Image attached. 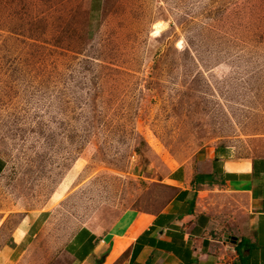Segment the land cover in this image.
<instances>
[{"label": "rangeland", "instance_id": "1", "mask_svg": "<svg viewBox=\"0 0 264 264\" xmlns=\"http://www.w3.org/2000/svg\"><path fill=\"white\" fill-rule=\"evenodd\" d=\"M206 149L264 157V0H0V246L28 215L19 250L72 264Z\"/></svg>", "mask_w": 264, "mask_h": 264}, {"label": "crops", "instance_id": "2", "mask_svg": "<svg viewBox=\"0 0 264 264\" xmlns=\"http://www.w3.org/2000/svg\"><path fill=\"white\" fill-rule=\"evenodd\" d=\"M221 153L206 149L170 168L164 181L174 193L156 214L124 213L105 234L81 227L63 248L68 262L264 264V157ZM27 218L0 246V264L33 263L19 250L31 226ZM90 238L93 246L79 257Z\"/></svg>", "mask_w": 264, "mask_h": 264}, {"label": "trees", "instance_id": "3", "mask_svg": "<svg viewBox=\"0 0 264 264\" xmlns=\"http://www.w3.org/2000/svg\"><path fill=\"white\" fill-rule=\"evenodd\" d=\"M92 244H94V243H91V238L88 239L86 246H84V244H81L80 247H79L80 252H81L79 257H82V256L86 255L87 254L86 252L89 251L91 246H93ZM238 250H239V248L237 246V251Z\"/></svg>", "mask_w": 264, "mask_h": 264}, {"label": "bare ground", "instance_id": "4", "mask_svg": "<svg viewBox=\"0 0 264 264\" xmlns=\"http://www.w3.org/2000/svg\"><path fill=\"white\" fill-rule=\"evenodd\" d=\"M158 31H159V29H158V28H156V29L153 31V34H157V33H158Z\"/></svg>", "mask_w": 264, "mask_h": 264}]
</instances>
